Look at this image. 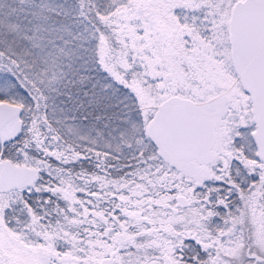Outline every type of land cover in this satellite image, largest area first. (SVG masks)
Listing matches in <instances>:
<instances>
[{
    "label": "snow or ice",
    "instance_id": "snow-or-ice-1",
    "mask_svg": "<svg viewBox=\"0 0 264 264\" xmlns=\"http://www.w3.org/2000/svg\"><path fill=\"white\" fill-rule=\"evenodd\" d=\"M0 264H264V0H0Z\"/></svg>",
    "mask_w": 264,
    "mask_h": 264
}]
</instances>
